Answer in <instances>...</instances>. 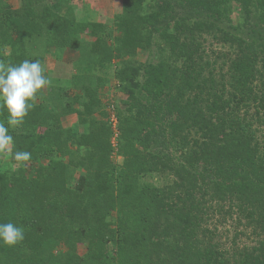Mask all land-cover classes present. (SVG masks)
Masks as SVG:
<instances>
[{
	"label": "trees",
	"instance_id": "trees-1",
	"mask_svg": "<svg viewBox=\"0 0 264 264\" xmlns=\"http://www.w3.org/2000/svg\"><path fill=\"white\" fill-rule=\"evenodd\" d=\"M73 1L0 0V61L57 63L9 129L31 160L0 157L25 230L0 264H264V0H121L111 24Z\"/></svg>",
	"mask_w": 264,
	"mask_h": 264
},
{
	"label": "clouds",
	"instance_id": "clouds-1",
	"mask_svg": "<svg viewBox=\"0 0 264 264\" xmlns=\"http://www.w3.org/2000/svg\"><path fill=\"white\" fill-rule=\"evenodd\" d=\"M51 84L44 65L39 60L25 59L19 64L0 61V108L8 113L7 126L0 122V157L11 154L20 167L31 160L29 151H12L13 136L9 129L23 125L26 116ZM25 239V230L12 222H0V244L16 247Z\"/></svg>",
	"mask_w": 264,
	"mask_h": 264
},
{
	"label": "rangeland",
	"instance_id": "rangeland-1",
	"mask_svg": "<svg viewBox=\"0 0 264 264\" xmlns=\"http://www.w3.org/2000/svg\"><path fill=\"white\" fill-rule=\"evenodd\" d=\"M73 8L77 10L76 13L82 17L88 18V16H91L90 20L95 22H104L107 24H111L114 21V17L121 11V0H74L73 1ZM85 15V16H83ZM148 59L147 53H141L138 56V60L141 62H145ZM50 60V56H47V61ZM52 60V59H51ZM50 63V61H49ZM116 83H114L113 86H115ZM117 89V87H116ZM116 89H113V91H110L109 88H106L102 91L105 101H112L114 105H120L121 101L125 99L124 95H121ZM76 120L75 117L70 116L64 119V125L70 126L74 121ZM120 162V160H118ZM144 182H155L158 186H163L166 181L162 179V177H155L150 178L146 177L142 179ZM220 230L222 232V238L231 244L230 241L234 235L233 227L230 223L227 224V226L223 229L220 227ZM242 241L245 243H250L251 239L249 236L242 237ZM240 243V241H239Z\"/></svg>",
	"mask_w": 264,
	"mask_h": 264
},
{
	"label": "crops",
	"instance_id": "crops-1",
	"mask_svg": "<svg viewBox=\"0 0 264 264\" xmlns=\"http://www.w3.org/2000/svg\"><path fill=\"white\" fill-rule=\"evenodd\" d=\"M79 58V55L78 53L74 52V51H65L63 53V55L61 56V59H60V63H62L64 65L63 68H71V66L73 67L75 65V63L77 62ZM52 59V60H51ZM50 61V63H49ZM46 62V69H47V72L48 73H51V72H55L56 71V61L50 57V60Z\"/></svg>",
	"mask_w": 264,
	"mask_h": 264
},
{
	"label": "built area",
	"instance_id": "built-area-1",
	"mask_svg": "<svg viewBox=\"0 0 264 264\" xmlns=\"http://www.w3.org/2000/svg\"><path fill=\"white\" fill-rule=\"evenodd\" d=\"M111 113H112V119L111 120L115 124L116 123V120H115V117H114L115 113H114L113 110H111Z\"/></svg>",
	"mask_w": 264,
	"mask_h": 264
}]
</instances>
